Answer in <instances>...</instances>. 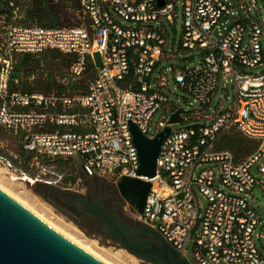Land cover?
I'll return each instance as SVG.
<instances>
[{
  "label": "built area",
  "instance_id": "2783aa9c",
  "mask_svg": "<svg viewBox=\"0 0 264 264\" xmlns=\"http://www.w3.org/2000/svg\"><path fill=\"white\" fill-rule=\"evenodd\" d=\"M80 2L86 22L76 27H25L12 22L16 16L8 20L0 15L9 21L0 42V125L23 134V148L34 154L32 166L40 167L44 158L80 159L86 173L115 184L124 175L137 177L140 166L130 123L150 138L170 126L156 175L145 178L152 187L143 212L133 209L134 216L183 256L192 246L198 264H264V212L252 196L256 185L263 186L254 167L264 175V25L251 14L253 7L263 20L258 1L250 0L251 7L246 0H182L180 48L202 52L195 63L172 68L175 82L208 110L220 79L228 89L231 78L233 100L223 108L230 97L226 94L214 112H180L179 121L194 116L205 122L175 130L171 116L179 109L171 107L170 118L159 121L154 131V115L171 99L159 89L169 87V79L160 74L152 82V75L164 58L176 59L173 51L167 52L165 30L157 24L176 20V3L164 0L159 7L158 0ZM46 49L76 57L67 70L68 82L77 81L93 65L83 90H10L17 55ZM96 52L102 56L101 65L94 60ZM258 67L262 70H248ZM169 69L164 68L165 73ZM231 130L257 141L242 160L218 148L219 138ZM0 163L19 172L3 155ZM22 174L25 180L29 176ZM38 175L31 181L53 183Z\"/></svg>",
  "mask_w": 264,
  "mask_h": 264
},
{
  "label": "rangeland",
  "instance_id": "374dc122",
  "mask_svg": "<svg viewBox=\"0 0 264 264\" xmlns=\"http://www.w3.org/2000/svg\"><path fill=\"white\" fill-rule=\"evenodd\" d=\"M257 1L263 20H261L260 15L256 11V9L252 7L250 0H246L247 4L252 7V17L258 20L261 25H264V3L263 0ZM172 2L176 3L177 6L176 20L173 21V23H169V21L164 20V22H160L159 24H157V26L165 30V37L167 39L166 50L167 52L173 51L176 54V59L164 58L159 66L155 68L152 75V82H155L156 78H158L160 74H163L169 79V87L161 86L159 87V89L167 92L171 101L165 104L154 115L151 122L153 131L155 130L156 124H158L159 121L164 120V118H170L171 107H177L178 109L182 108V116L190 115V112L194 110L214 112L219 102L223 100L226 94H228L230 97L228 99H225V101L223 102V108L230 107L234 95V85L231 78H228V89H226L225 87L224 79L221 78L218 83V90L212 100L210 108L207 110L205 106H203L200 102L195 101L194 97L190 93H188L185 89L180 87L175 82L172 68L174 66H184L185 64H189L190 62L195 63L197 61L196 57H199L202 51L200 49L183 50L182 48H180L183 28L182 0H178L177 2L176 0H172ZM67 11L68 13L76 12L75 9L70 6L67 7ZM81 20L82 22L77 26H82L84 24V20ZM230 21H234L232 17H230ZM12 22L19 24L16 18L13 19ZM8 23L9 21L7 19L0 17V42L3 38V31L5 29V26H7ZM125 24L129 26L132 25V23L129 21L125 22ZM71 25L74 26V24ZM71 25L69 24V22L66 23L67 27ZM63 53L64 52H60V50L56 51L47 49L44 50L43 53L41 52L33 54L32 61L26 67V75L28 76V81L33 89L37 87L34 81H38L41 78L46 77V75L49 73H54L59 81L69 84V77L67 75V70L69 67L66 64L68 62L66 60V63H61V60L64 57ZM93 57L97 65L102 64V56L99 52L94 53ZM169 67L171 69H169L165 73L164 68ZM248 70L251 72H256L258 70H262V68H250ZM89 75L90 69L87 67L82 77L73 82L77 84V88L75 89V91L79 92L83 90V87L86 85ZM19 77H21V74L19 72H12V78ZM203 122H205V119H203L202 117L198 118L191 116V118H189L188 120L173 123L172 129L175 130L179 128H187L189 126H193ZM226 136L237 137L238 133L222 135L218 140L219 148L223 146L222 143L224 142V138H226ZM243 136L244 135L241 134L239 135V137ZM0 150L17 156L18 163L23 167H29L34 175L39 173V178L53 181V183L50 185L59 187L62 190L83 195H85L88 190V186L84 184V181L91 176H89L84 171L79 161L75 158L58 157V160H52V162L50 159L49 161H44V159H47L44 158L41 161L40 167H36L35 165L32 166L31 164L29 166L27 158L23 156L20 139L13 131H9L3 127H0ZM244 156L245 155L243 153L239 155L240 158ZM261 160H264V156ZM41 166H43L45 169H42ZM37 168H41L43 172H38ZM254 171L256 173V176L262 180L263 186L256 185L253 188L252 196L254 198V203L257 209L261 212H264V175L258 172L257 165L254 167ZM23 176L24 175L22 173L12 172L7 167H5L4 164L0 163V183L20 196L29 204V206L33 207L38 213L42 214L46 219L51 221L57 227L64 230V232L71 234L81 242L90 245L96 252L101 254L106 260L113 264H149L136 257L123 245L111 240L110 238H104L102 234L95 235L89 227H79V222L76 223L71 217L57 209L55 205H53L41 193L35 190L36 181L32 182L30 179L25 180L21 178ZM116 188L118 189L117 186ZM200 199L202 204H205V199L202 196H200ZM126 205L129 206L127 203ZM129 213L134 219L137 220L131 209ZM186 258L191 264H198L193 256L192 246H190L188 252L186 253Z\"/></svg>",
  "mask_w": 264,
  "mask_h": 264
},
{
  "label": "water",
  "instance_id": "95a60500",
  "mask_svg": "<svg viewBox=\"0 0 264 264\" xmlns=\"http://www.w3.org/2000/svg\"><path fill=\"white\" fill-rule=\"evenodd\" d=\"M158 1L159 7L164 5V0ZM182 110L180 108L172 114L171 123L179 122ZM130 129L138 149L140 166L137 177L124 175L120 177L117 187L125 203L142 213L152 187V182L145 178L156 175L161 145L169 135L171 127L166 126L153 138L146 136L135 123H130ZM91 181V177L84 181V184L88 186L85 195L62 190L40 181H36L35 190L76 223L79 222V227H89L95 235L102 234L104 238H110L146 263L156 264L155 262L165 261L166 264H191L159 232L149 227L135 230L136 232L143 230L142 232L149 236L143 239L148 247H143L132 242V237H128L126 233H122V236L115 239L110 235V226L105 224L99 227L92 223L90 220L92 212L88 210L91 202L89 201L90 192L93 191ZM64 192L71 193L70 196L74 199L75 205L68 202L62 194ZM82 200H86L88 204L83 203ZM0 264L105 263L0 188Z\"/></svg>",
  "mask_w": 264,
  "mask_h": 264
},
{
  "label": "trees",
  "instance_id": "16d2710c",
  "mask_svg": "<svg viewBox=\"0 0 264 264\" xmlns=\"http://www.w3.org/2000/svg\"><path fill=\"white\" fill-rule=\"evenodd\" d=\"M13 2V5L10 4ZM70 4V5H69ZM70 6L75 9L76 12L68 13L67 7ZM15 8L17 9V13H14ZM6 15L8 20H11L12 17L16 16L18 23L25 27L30 26H40L44 28H60V27H67L66 23L74 24L76 27L78 24L82 22L83 19V12L81 9V2L80 0H0V15ZM84 22L85 19H83ZM74 22V23H73ZM69 27H72L69 26ZM47 50V49H46ZM48 50H56L57 49H48ZM44 52V51H43ZM42 52V53H43ZM61 52V51H60ZM36 53H20L17 55V62L15 65L14 71H17L21 74L19 77L18 82L12 81L10 84L11 91H20L23 93H34V92H42V93H51L53 91H57L58 93H64L67 91L68 86L70 84L71 89H76L77 84L69 82L67 85L59 81L54 73H49L46 77L41 78L38 81H34L37 85L36 88H32L29 81L28 76L26 75V67L32 61V56ZM61 55V53H60ZM61 63H68L67 66L69 67L75 60L76 57L73 54H64ZM90 69V75L93 70V65H88ZM85 86L83 87V89ZM0 127H3L0 125ZM4 128V127H3ZM11 131V130H9ZM231 133H238L237 137H230L226 136L224 138V142L222 143V147H218L219 149L229 150L234 155L236 160H242L250 153H252L255 148L257 147V141L253 139H249L246 137H239L241 133L237 132L236 130H231L223 135L231 134ZM17 137L22 140L23 134L16 133ZM242 135V134H241ZM21 149L23 152V156L27 158L29 166L34 161V154L29 152L23 148L21 144ZM243 153L245 156L240 158L239 155ZM0 155L5 156L8 160H10L13 165L18 168L20 173H25L30 176H35L34 173L31 172L29 167H23L18 163V157L15 155H11L10 153L3 152L0 150ZM49 159L53 161L58 160V157L53 159L47 158L44 161H49Z\"/></svg>",
  "mask_w": 264,
  "mask_h": 264
},
{
  "label": "flooded vegetation",
  "instance_id": "af4514ba",
  "mask_svg": "<svg viewBox=\"0 0 264 264\" xmlns=\"http://www.w3.org/2000/svg\"><path fill=\"white\" fill-rule=\"evenodd\" d=\"M88 175L91 176L92 181L90 185L93 188V191L90 192L89 201L91 202L88 208V210L92 212V214H90L91 222L99 227L105 224L110 226V235L115 239L122 236V233H126L128 237H132V242L139 246L148 247V245L143 242V239L149 238V236L143 233V230L135 231L136 229H144V227L147 226L134 219L129 213L130 209L133 212V208L126 205L121 194L118 192L119 190L116 188L117 184L94 173ZM62 194L69 203L75 205L74 199L70 196L71 193L64 192ZM82 201L88 204L86 200ZM155 263L166 264L165 261Z\"/></svg>",
  "mask_w": 264,
  "mask_h": 264
},
{
  "label": "bare ground",
  "instance_id": "6f19581e",
  "mask_svg": "<svg viewBox=\"0 0 264 264\" xmlns=\"http://www.w3.org/2000/svg\"><path fill=\"white\" fill-rule=\"evenodd\" d=\"M28 177L29 176H25L26 179H28ZM29 178H30V180L33 179L31 177H29ZM0 188H2L4 191H6L8 194H10L12 197H14L16 200H18L20 203H22L24 206H26L28 209H30L32 212H34L36 215H38L40 218H42L43 220H45L52 227H54L55 229H57L58 231H60L62 234L66 235L67 237H69L70 239H72L73 241H75L77 244H79L80 246H82L84 249H86L87 251H89L91 254H93L94 256H96L97 258H99L100 260H102L105 264H113V263L109 262L108 260H106L101 254H99L98 252H96L90 245L85 244V243L81 242L80 240H78L76 237L72 236L71 234H68V233L64 232V230H62L61 228L57 227L51 221H49L48 219H46L42 214L38 213L33 207L29 206V204L25 200H23L20 196H18L16 193H14L12 190H10L8 187H6L5 185H3L2 183H0Z\"/></svg>",
  "mask_w": 264,
  "mask_h": 264
},
{
  "label": "crops",
  "instance_id": "0c3cea01",
  "mask_svg": "<svg viewBox=\"0 0 264 264\" xmlns=\"http://www.w3.org/2000/svg\"><path fill=\"white\" fill-rule=\"evenodd\" d=\"M57 77V76H56ZM15 79L17 80V82L19 81V78H13V81L15 82ZM123 84L125 85V82H123ZM33 93V92H32ZM34 93H42V92H34ZM79 109V108H78ZM22 110H24V111H27L28 110V108L27 107H23L22 108ZM48 128H50V129H55V127H53V126H51V125H49V127ZM62 129H64V128H62ZM21 144H22V140H21ZM78 161H79V163H80V165H81V160L80 159H77ZM82 167V166H81ZM162 236V235H161ZM163 237V236H162ZM170 244V243H169ZM171 245V244H170ZM172 246V245H171ZM173 247V246H172ZM174 248V247H173Z\"/></svg>",
  "mask_w": 264,
  "mask_h": 264
}]
</instances>
